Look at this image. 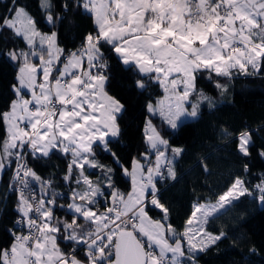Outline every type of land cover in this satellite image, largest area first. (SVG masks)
I'll return each instance as SVG.
<instances>
[{"label":"snow or ice","instance_id":"1","mask_svg":"<svg viewBox=\"0 0 264 264\" xmlns=\"http://www.w3.org/2000/svg\"><path fill=\"white\" fill-rule=\"evenodd\" d=\"M9 2L7 14L0 15V32L10 31L27 50L6 53L18 68L14 98L8 110L0 112L5 127L0 171L15 165L9 187L17 195L16 224L26 231L9 230L12 243L0 250V264H197L198 254L224 236L205 231L207 218L252 193L236 178L217 204L194 205L185 230L177 233L168 223V208L158 198L157 181L175 179L172 164L183 149L171 148L169 157L161 150L168 148V141L148 120L149 151L141 153L145 163L134 158L131 170L120 164L110 144L120 136L119 117L125 108L109 92L114 79L111 57L102 49L108 45L118 64L140 74L134 88L145 89L146 79L160 85L165 98L149 103L147 111L177 129L181 117L198 114V104L190 112L185 104L197 93L200 73H209L212 80L213 73L230 78L234 71L248 74L249 69L264 66V0H77L76 7L90 17L94 31L66 56L55 30L64 17L53 11L51 0H40L53 29L48 33L38 30V22L19 0ZM67 10L65 3L63 11ZM216 87L224 86L217 82ZM199 99L212 105L203 92ZM251 142L249 132L239 133L238 153L249 156ZM97 147L110 153L131 178L127 194L116 189L114 169L95 159ZM54 151L70 156L63 176L70 186L66 204L70 219L55 216L62 194L53 189L52 179H43L28 166L29 156L47 158ZM259 154L264 157V150ZM86 167L99 168L101 175L90 179ZM244 168L248 170L247 164ZM257 188L264 203V179ZM149 204L163 215L150 217ZM61 241L70 251L61 247ZM81 249L84 258L77 256Z\"/></svg>","mask_w":264,"mask_h":264},{"label":"trees","instance_id":"2","mask_svg":"<svg viewBox=\"0 0 264 264\" xmlns=\"http://www.w3.org/2000/svg\"><path fill=\"white\" fill-rule=\"evenodd\" d=\"M51 2L54 5L53 11L64 17L55 30L58 32V45L67 54L81 45L83 37L94 31V25L90 17L76 7L77 0ZM19 3L25 5L38 22L39 30H53L46 23L40 0H19ZM65 3L68 4L66 12L63 11ZM9 7V0H0V15H6ZM108 48V45H104L102 50L106 57H111L110 76L114 79L109 92L119 98L125 108L119 117L120 136L110 144L120 164L130 168L134 158L145 163L141 153L149 151L144 133L147 117L168 141V151L172 146L183 149V153L173 162L175 179L157 181L158 198L168 208V223L177 233L183 231L195 202L216 200L236 178H242L252 194L239 196L207 219L206 228L214 233L223 232L224 236L207 251L198 254L197 264H264V203L260 200L261 193L256 186L264 178V157L259 154L264 150V66L258 71L249 69L248 74L234 71L230 78L216 77L213 73L212 80L208 79L209 73H200L197 92L212 97L213 104H203L195 118L184 120L177 129H172L162 122L161 117L147 111V105L162 96L160 85L146 79L145 89L134 88L140 74L134 68L118 64L115 54L109 52ZM14 49L27 50L26 43L10 31L0 32V112L7 111L14 98L12 86L16 82L18 65L6 56L7 52ZM217 82L224 87L217 88ZM243 131L250 133L252 141L250 155L247 157L238 153L236 148L237 136ZM4 136L5 127L0 123V142ZM153 156L154 153L151 154V160ZM27 159L28 166L43 179H52L53 189L62 194L56 200L55 216L70 219L66 210L71 195L70 186L63 180L70 156L54 151L47 158L34 160L29 156ZM95 159L114 169L116 189L127 194L130 179L114 163L112 155L97 147ZM245 164L248 166L247 171ZM13 166L0 171V250L10 247L12 243L10 229H15L17 234L23 231L15 224L18 217L17 195L9 188ZM86 175L96 180L101 170L90 168ZM71 187H75V184ZM99 202L103 204L105 198L101 197ZM60 205L65 207L61 208ZM148 214L152 218L163 215L151 204L148 205ZM60 244L65 251H70V247L65 246L63 241ZM77 256L84 258L83 249Z\"/></svg>","mask_w":264,"mask_h":264},{"label":"rangeland","instance_id":"3","mask_svg":"<svg viewBox=\"0 0 264 264\" xmlns=\"http://www.w3.org/2000/svg\"><path fill=\"white\" fill-rule=\"evenodd\" d=\"M39 30V29H38ZM41 31V30H40ZM50 31H52V30H50ZM50 31H41V32H45V33H48V32H50ZM38 62V61H37ZM162 89V88H161ZM200 91V90H199ZM201 92V91H200ZM200 92L198 93H196L195 95H192L191 97H190V102H188V103H186L185 104V108L187 109V111H191L192 110V105L193 104H198V112H199V110H200V108L202 107V105L203 104H207L208 102L207 101H201L200 99H199V94H200ZM204 95H206L205 93H203ZM207 96V95H206ZM208 97H210V96H208ZM164 98H165V93H164V91H163V89H162V96L161 97H159L158 98V100L156 99L155 100V102H156V104H157V102L158 101H161V100H164ZM211 98V100L213 101L214 99L212 98V97H210ZM213 104V103H212ZM155 105V104H154ZM155 115H158L159 117H160V115L157 113V114H155ZM193 118H195V117H188V116H185V117H181V119L178 121V125H179V123L180 122H182V121H184V120H188V119H193ZM148 120H150V118L149 117H147L146 118V121H145V125H144V133H145V127H146V122L148 121ZM152 122V121H151ZM153 124V123H152ZM154 125V124H153ZM155 126V125H154ZM174 147H179V146H172V148H174ZM181 148V147H180ZM161 150H163V151H165L166 152V154L169 156V157H171V155H172V153H171V150L170 151H168L167 149H165V148H161ZM141 161V160H140ZM153 163H154V161H155V154H154V157H153ZM174 162V161H173ZM143 163V162H142ZM14 167V166H13ZM131 167H132V165L130 166V168H128L129 170H131ZM172 167H173V169H174V166H173V164H172ZM90 169V167H86V171L87 170H89ZM12 171H13V169H12ZM174 171H175V169H174ZM124 172V171H123ZM85 174H86V172H85ZM125 174V173H124ZM127 176V175H126ZM129 177V176H128ZM129 179H130V189H129V191L131 190V178L129 177ZM241 180H242V178H240ZM264 179V178H263ZM235 181V180H234ZM261 183V181L259 182V183H257L256 184V186L257 185H259ZM232 185V184H231ZM230 185V186H231ZM244 187H245V185H244ZM246 188V187H245ZM228 190V189H227ZM227 190H225L224 192H226ZM128 191V192H129ZM223 192V193H224ZM222 193V194H223ZM222 194H220V195H222ZM219 195V196H220ZM219 196H218V198L216 199V200H213V201H201V202H195L194 203V205H215V204H217L218 203V199H219ZM151 197H149V199H150ZM239 198V197H238ZM236 200V199H235ZM234 201V200H233ZM228 204H226L222 209H219V211L218 212H220L221 210H223L226 206H227ZM193 210H194V206H193ZM193 210H192V212H193ZM218 212H216V213H218ZM216 213H214L213 215H215ZM191 215H192V213H191ZM191 215L189 216V218L191 217ZM212 215V216H213ZM150 216V215H149ZM151 217V216H150ZM211 217V216H210ZM188 218V219H189ZM209 218V217H208ZM207 218V219H208ZM154 219H156V218H154ZM187 219V220H188ZM185 227H186V223H185V226H184V229H183V231L185 230ZM203 227H204V229H205V231L207 232V233H211V234H213V235H219V233H214V232H211V231H209L207 228H206V223L203 225ZM183 231L181 232V233H183ZM186 246V245H185Z\"/></svg>","mask_w":264,"mask_h":264},{"label":"built area","instance_id":"4","mask_svg":"<svg viewBox=\"0 0 264 264\" xmlns=\"http://www.w3.org/2000/svg\"><path fill=\"white\" fill-rule=\"evenodd\" d=\"M79 47H80V45H79ZM79 47H77V49L79 48ZM76 49H73V50H71V51H75ZM70 51V52H71ZM68 54V53H67ZM67 54H64L65 56L67 55ZM62 66V65H61ZM14 167H15V165H14ZM13 167V168H14ZM12 175H13V171H12ZM11 183H13V181H12V176H11V180H10V184ZM33 187L36 189V191H37V188L39 187V185L38 184H36V183H34L33 182ZM37 187V188H36ZM10 188V187H9ZM18 218V217H17ZM17 218H16V220H17ZM16 220H15V224H16ZM17 225V224H16ZM17 226H19L20 228H21V226L20 225H17ZM23 231H26V229H23Z\"/></svg>","mask_w":264,"mask_h":264},{"label":"crops","instance_id":"5","mask_svg":"<svg viewBox=\"0 0 264 264\" xmlns=\"http://www.w3.org/2000/svg\"><path fill=\"white\" fill-rule=\"evenodd\" d=\"M158 100V99H157ZM153 105L156 104V102L152 103ZM154 157V156H153Z\"/></svg>","mask_w":264,"mask_h":264}]
</instances>
